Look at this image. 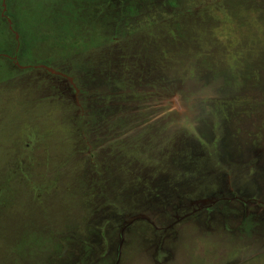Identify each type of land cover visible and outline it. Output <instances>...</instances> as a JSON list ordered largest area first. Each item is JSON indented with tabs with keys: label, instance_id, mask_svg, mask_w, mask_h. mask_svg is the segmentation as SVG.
I'll use <instances>...</instances> for the list:
<instances>
[{
	"label": "rangeland",
	"instance_id": "rangeland-1",
	"mask_svg": "<svg viewBox=\"0 0 264 264\" xmlns=\"http://www.w3.org/2000/svg\"><path fill=\"white\" fill-rule=\"evenodd\" d=\"M0 264H264V0H0Z\"/></svg>",
	"mask_w": 264,
	"mask_h": 264
}]
</instances>
